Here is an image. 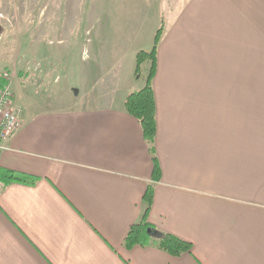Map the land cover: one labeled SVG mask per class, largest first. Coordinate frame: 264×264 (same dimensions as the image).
Returning a JSON list of instances; mask_svg holds the SVG:
<instances>
[{"label": "crops", "instance_id": "obj_1", "mask_svg": "<svg viewBox=\"0 0 264 264\" xmlns=\"http://www.w3.org/2000/svg\"><path fill=\"white\" fill-rule=\"evenodd\" d=\"M169 5L152 80L160 178L147 220L191 251L123 244L152 181L123 106L142 85L135 63L98 75L97 101L85 93L75 105L48 94L52 64L35 37L12 77L22 125L0 167L39 180L2 182L0 264H264V0Z\"/></svg>", "mask_w": 264, "mask_h": 264}, {"label": "rangeland", "instance_id": "obj_2", "mask_svg": "<svg viewBox=\"0 0 264 264\" xmlns=\"http://www.w3.org/2000/svg\"><path fill=\"white\" fill-rule=\"evenodd\" d=\"M165 2L170 6L169 0H0V72L27 68L30 44L41 38L39 59L53 69L48 94H65L79 105L78 95L86 93L84 101L96 102L93 80L116 65L134 64L135 51L150 49L167 19Z\"/></svg>", "mask_w": 264, "mask_h": 264}, {"label": "trees", "instance_id": "obj_3", "mask_svg": "<svg viewBox=\"0 0 264 264\" xmlns=\"http://www.w3.org/2000/svg\"><path fill=\"white\" fill-rule=\"evenodd\" d=\"M163 32V25L155 31L152 45L149 50H138L135 54L134 78L141 80L140 88L129 92L123 102L124 109L138 121L142 136L148 146L152 160V181L148 183L142 195V211L139 219L128 229L123 244L126 248L136 245L154 246L171 255L178 256L191 251V243L168 232L155 228L147 220L151 209L154 184L160 178V167L155 155L154 141L156 134L155 99L152 80L156 68V50ZM147 62L145 72L142 64ZM3 82L0 79V87ZM38 176L0 167V181L4 184L19 182L23 184H36Z\"/></svg>", "mask_w": 264, "mask_h": 264}, {"label": "built area", "instance_id": "obj_4", "mask_svg": "<svg viewBox=\"0 0 264 264\" xmlns=\"http://www.w3.org/2000/svg\"><path fill=\"white\" fill-rule=\"evenodd\" d=\"M12 77L10 71H3L0 76L3 82L0 87V152L7 149L8 141L22 125V108L13 102ZM3 186L0 181V190Z\"/></svg>", "mask_w": 264, "mask_h": 264}]
</instances>
